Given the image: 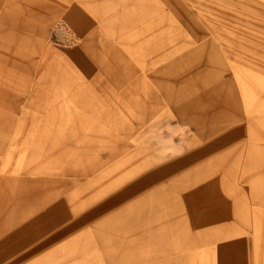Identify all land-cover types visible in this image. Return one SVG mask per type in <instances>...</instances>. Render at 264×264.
<instances>
[{
  "label": "rangeland",
  "instance_id": "rangeland-1",
  "mask_svg": "<svg viewBox=\"0 0 264 264\" xmlns=\"http://www.w3.org/2000/svg\"><path fill=\"white\" fill-rule=\"evenodd\" d=\"M144 2L137 7L133 0H0V73L3 74L0 75V171L3 172H0V264H54L51 256H45V247L30 257L15 261L18 255L48 234L52 229L49 223L53 220L48 218L46 208H32L16 218L15 215L29 200L32 184L46 182L51 174L63 175L51 169L58 165L57 162L73 160L82 145L77 137L82 135L79 131L83 127L84 131L95 130V136L103 140L110 137V145L114 146L125 143L130 137V132L124 129L129 119L126 111L119 107L122 100L105 99L101 85L82 67L75 50L84 54L116 91L123 90L136 76L147 78L148 82L140 85V93L132 92L131 100L144 94L150 105L157 95L163 107L173 114L175 107L169 100L172 96L188 103L190 97L205 92L204 97L198 99L197 112L207 124L213 116L221 118L228 111L234 114V109L225 104L224 96L234 104L237 101L244 116L238 120L244 132L237 141L222 147L218 141L210 142L211 151L191 165L190 175L166 186L159 196L174 197L170 209L177 207L178 213L187 220V226L176 233L185 239L197 238V242L185 246L164 244L157 254L153 246L144 245L146 233L141 235L133 225L124 224L128 218L122 220L115 215V226L112 220L106 224L111 227H107L110 233L101 234L104 236L100 240L102 248L96 245L89 250L94 264L113 263L119 256L129 253L144 256L149 250L158 258L129 263L118 260L115 264H230L234 261L264 264V109L255 110L251 101L255 96L254 102L257 97L264 105V0ZM141 13L143 20L139 18ZM60 22L61 32L56 37L55 27ZM44 30H48V38ZM205 41L204 55L195 57L193 64L196 65L192 67L190 56L176 64L174 79L178 80L171 79L174 81L172 89L165 85L169 83L167 77L171 78L169 72L167 77L164 72L159 73L161 85H153L150 75L154 70L167 66L197 44L203 46ZM220 82L225 84L221 92ZM207 91H211L209 96H206ZM212 91L217 93L214 95ZM107 110L109 122L103 121ZM134 112L141 115L140 110ZM248 114L250 119L245 117ZM253 119L255 124L250 126ZM191 124L186 119L154 116L148 121L142 140L150 138L156 145L155 155L165 161L167 153L181 155L190 145L199 144L191 142L189 145L184 141L185 134L193 132ZM61 143L72 145L71 156H66L69 151L64 155L60 153ZM100 148L104 149L105 143ZM101 152H87L86 159ZM126 153L127 150L111 161L126 157ZM53 157L58 160L53 161ZM136 163L113 166L111 179L105 175V180L97 185L95 199L86 200L81 208L85 210L113 194L114 200H121L98 219L119 212L130 199H139L144 190L134 192L128 187L148 166L131 170ZM20 167L30 172L15 171ZM87 180L75 182L72 179L74 186L48 204H61L62 207L72 203V190ZM58 225L60 223H56ZM96 236L87 233L90 245H95ZM113 244L116 245L111 248ZM177 256L179 258L175 259Z\"/></svg>",
  "mask_w": 264,
  "mask_h": 264
},
{
  "label": "bare ground",
  "instance_id": "bare-ground-1",
  "mask_svg": "<svg viewBox=\"0 0 264 264\" xmlns=\"http://www.w3.org/2000/svg\"><path fill=\"white\" fill-rule=\"evenodd\" d=\"M144 1L145 0H133L134 4H136V5H138L140 3L145 4ZM140 6L141 5H138L137 7H140ZM139 16H140L139 18H141V20L144 19V15L142 13ZM60 25H61V22L59 24H57V26L55 27L56 37H58L59 32H61L58 29L60 27ZM63 28H65V27H63ZM67 31H69V30H67ZM44 33H45L46 37L48 38L49 37L48 30H44ZM127 34H129V33H127ZM133 34H135V32H133ZM133 36H135V35H133ZM205 43H206V41L203 43V46L201 44H197L196 46L189 48V50L185 54H183L180 58L173 59V60H171V62L166 64L167 66L159 67L156 70H154L150 75L152 78L151 80H153V82H154L153 85H155V84L161 85V83H160L161 81L158 80V78H159L158 74L159 73L164 72L166 77H167V73L169 72V75H171V78L169 79L167 77L169 83H167L165 85L167 86V89L168 88L172 89V86H174V85H172V83L174 84V81H172L171 79H173L175 81L178 80L177 78L174 79L175 78L174 68L176 67V64H180L182 60L187 58V56H190L193 58V62H191L192 67L194 65H196V64H193L195 61V57L197 55H200V54L204 55ZM4 46H5V44H4ZM7 46H9V45H7ZM6 51H8V50H6ZM22 52H23V50H22ZM74 54H76L78 56L80 64L82 65L83 68L86 69V71H88L89 76L91 78H93V80L98 85H101V87H102L101 91L104 94L105 99H107V101L109 98L113 99V100H117V101L122 100L121 106H119V107H121L124 112L126 111L127 119H129V122H127L128 124L124 123V129L130 132V134H129L130 137L127 139V141L125 143L114 146V145H110V137H108V139L106 138L103 140L99 136H95V134H97L95 130H93V132H90L88 130L84 131V129H83L84 127L80 131L77 129L79 132H82V135H83V136L81 135V136L77 137V141H79L80 142L79 144L80 145L82 144V145H81L80 149H78V152H76L74 154L73 160L68 161V162H66V161H61L60 163L57 162L58 165L55 168L51 169L52 172L62 173L63 175L62 176H55L54 174H51V177L46 182H36V183L32 184L31 185L32 191L30 192V195L28 193L29 200L25 204L20 206L18 212L15 215V218H16V217H19L22 214H24V212L32 210V208H33V210H39V209L46 208L45 212H46V214L49 215L48 218H53L51 223H49L53 227L50 226V228H52V229L48 232V234L45 235L40 241L33 244L31 249H29V250L21 253L20 255H18L15 258V261L17 262V260L19 258L30 257L31 255H33V253H36L37 251H40V250H42L43 247H45V249H46L45 250V252H46L45 256H47V257L51 256V260H53L54 264H94V259L91 256L92 252H89V250H90V248H91V250H93L94 247L96 248V245L98 248H102V244L100 243V240H102V238L104 236L101 234H107L111 230L110 229L108 231L107 227H109V226L106 225L107 222L114 221V224L112 226H115V215L121 216L122 220L128 218L124 224H129V226L133 225L134 227H132V228H135L136 231H138L141 235H144L146 233L147 237L144 239L145 240L144 245L153 246V248L156 249L155 253H157V254H158L157 250L158 249L161 250V246H164V244L165 245H171V246H176L177 244L180 246H185V244L189 245L192 242H197V238H192L191 240L185 239V238H183V236H180L176 233L177 230L179 233L180 232L179 230H183L187 226V225L185 226V223H187V220L184 219V216L181 215V213H178L177 207H175V209L171 207V209H170V205H171L170 202L172 200H174L173 199L174 197H159V196L164 193V190H165L164 188H166V186H169L172 183H174L175 181H178L179 179L184 178V177H188V175H190L191 170H192L190 168L191 165L193 163H195L196 161L204 159L209 154V152L211 151L210 150L211 149V143L210 142H212L213 140L218 141L219 145H221V147H222L226 144H230L234 141H237V139L242 136V134L244 132V127L240 122H238V120L242 119L244 116L242 115V112L240 111V109H238V107H237V101L234 104L232 99H231V101H228L229 97L224 96L225 104H227L228 108L232 107V109H234V114L232 113V115H230L228 109H226V111H228V112L224 113L221 116V118L213 116L211 122L207 124L206 122H204V119L201 117L200 113L197 112L198 111V106H197L198 99L200 98V96L204 97L205 92L204 93L200 92L199 96L196 95L198 97H190L189 96L190 98L188 100V103H183L182 98H178V97L175 98L172 96L169 99L172 103L170 105L175 107V112H173V114H172L167 110V108L163 107V103L161 102L160 96L154 95L153 99H152L153 101L150 105L148 104V103H150L148 97L145 96L144 94H141L138 97L134 96V97H132L133 98L132 100L129 98L133 91L139 92V88H140V85L142 83L148 82L147 78H145L144 76H142V75L136 76L134 79H132L130 81V84L128 86L124 87L123 90L116 91L115 87L112 86V84L107 82L104 75L102 73H100V71L98 72L97 68L94 67L93 64H91L89 59L86 58V56L84 54H82L81 52H78L77 50L74 51ZM134 54H135V56H137L136 53H134ZM52 57H53V55H52ZM157 59H159L158 56L156 57V60ZM3 60H6V59H3ZM36 65H37V63H36ZM69 66H71V65H69ZM55 67H56V65H55ZM48 68H49V66H48ZM35 69H36V67H35ZM56 69H59V68H56ZM70 69H72V67ZM26 70H27V68H26ZM47 70L49 71V69H47ZM51 73H53V72H51ZM0 75H1V73H0ZM1 76H3V74ZM179 76L180 75H178V78H180ZM44 77H45V75H44ZM48 77H49V75H48ZM71 79H72V76H71ZM227 80H229V79H227ZM64 81H65V79H64ZM47 84H48V82H47ZM219 84L221 85V87H220V92H221L223 90V86L225 84H224V82H220ZM219 84H217V86H219ZM91 87H93V86H91ZM32 88L34 89V87H32ZM80 88H81V86H80ZM45 90H47V88ZM54 90H56V89H54ZM37 91H38V89H37ZM215 92L216 91H214V92L212 91V94H214ZM33 93H35V92H33ZM96 93H97V91H96ZM209 93H211V91L210 92L207 91L206 96H209L208 95ZM81 94H82V91H81ZM180 95L186 97L184 94H180ZM99 97H100V95H99ZM254 97L255 96H253V99H251V101L254 105V109L258 110L261 108L263 110L264 105H262L261 103L258 102L257 97H256V100L254 102ZM38 99H39V97H38ZM173 99H177V101H175ZM195 99H197V102H195ZM114 110L116 111V108H114ZM135 110H140L141 115L137 116L134 112ZM43 111H42V113H43ZM157 113H159V114H157ZM66 114L68 116V113H66ZM120 114H123V113H120ZM54 115H56V114H54ZM61 115H62V113H61ZM104 115H105V117H103V121L105 120L106 122H109L108 110L106 111V113ZM111 115H112V117L114 116L113 114H111ZM63 116H64V114H63ZM79 116H80V114H79ZM154 116H156V118H158V117H172V118L176 117L178 119H182V120L186 119L188 121H191L192 122L191 128L193 129V132L192 133L191 132L186 133L185 134L186 137L184 138V141L186 142V144H189V145L191 142L199 143V144L198 145L194 144V146L188 145L189 150L186 153L181 154V155L176 154V153H174V154L173 153H171V154L167 153L166 156H164V157H166V160L162 161L161 160L162 157L158 158V156L155 155L157 150L155 148L156 145L154 144V142H152L150 138H144L142 140V138L145 136L144 132L147 130L148 121H151V118H153ZM52 117H53V115H52ZM87 117H89V116H87ZM125 117H126V115H125ZM245 117L250 119L249 114L246 115ZM55 119H56V117H55ZM79 119H81V117ZM63 120H65V119H63ZM256 121H258V120L256 119ZM61 122H62V120H61ZM64 122H66V121H64ZM235 122H237V124H233ZM86 124L87 123L85 122V125ZM152 124H154V122ZM230 124H232V125H230ZM253 124H255L254 119L250 120L249 125L252 126ZM57 128H59V126ZM62 129H64V128H62ZM69 129L73 130V128L72 129L69 128ZM98 130H99V128H98ZM64 131L67 132L66 130H64ZM64 131L61 130L62 133ZM87 132H88V134H86ZM51 133H53V132H51ZM69 135H71L70 132H69ZM87 135H89V138H86ZM58 137H60V136H58ZM53 138L55 139V137H53ZM61 138H63V137H61ZM68 139H71V138H68ZM201 140H202V142H201ZM62 141L65 142V140H62ZM174 141H176V140H174ZM180 141H182V139H180ZM73 142H76V140H74ZM43 143L46 144V141H44ZM102 143H105L104 149L100 148ZM49 144H51V142ZM37 145L39 146V144H37ZM40 145H42V144H40ZM42 146L44 147V145H42ZM71 146L72 145H68L67 143H63L62 146H60L59 151H62L60 153L61 154L63 153V155H64V152L66 153L69 151L70 154H68L66 156H69V155L71 156V151H70L72 149ZM55 147H57L56 144H55ZM73 149H76L75 146ZM126 150H127V153H126L127 156L126 157L125 156L121 157L120 159L112 162L113 158L117 157L119 154H121L122 152H124ZM42 151H39V153L40 152L43 153ZM50 151H51V149H50ZM100 151H102V152L96 154L93 158L86 159L87 152L94 153V152H100ZM52 156H54V155H52ZM66 156H64V157H66ZM133 158H135V161L137 163L132 167L131 170H133V169L138 170V169H141L143 166H148V168H146L145 171L142 172V174H140L135 181L130 183L128 188L132 189L134 192H143V190H144L143 195L140 196L139 199H130L127 202V204H125L121 207L119 212H116L115 214H112V215H109V216H106L103 218L97 219V217H99L100 215L111 210L112 207H114L115 202L118 203V201H121V200H114V194L111 195L110 197L106 198V200H104V201H100V202L95 203V204L92 203L91 206H89L88 208L83 210L81 207L84 206V203H86V200L95 199V194H94L95 190H97L98 183L101 180H105L104 176L108 175L109 180L111 179L112 167L115 165H120V163H125V164L127 162L135 163V161H133ZM55 159H57V157H55L53 161H55ZM63 159L64 158H62L61 160H63ZM43 162L44 161H42V163ZM32 163H33V161L31 162V164ZM55 164H56V162H55ZM43 166H44V164H43ZM17 170L18 171L19 170L20 171L25 170L26 172H30L29 169H23L21 167L15 169V171H17ZM0 172H2V171H0ZM85 178L88 179L87 182H85V183L80 182L79 185L72 190L71 195L74 196L71 199L72 203H66L62 207H61V204H58L57 206H54V204H48L55 197L62 194L64 192V190H67L70 187L74 186L73 184H71L72 179H75V182H76L79 179H85ZM90 192H92V193H90ZM97 195H98V193H97ZM79 196H81L80 199H79ZM157 197H159V198H157ZM46 204H48V205H46ZM56 223H60V225L56 226ZM87 223H89V224H87ZM82 224H87V225H85V226L83 225L84 227L82 226V228L80 229L79 232H77L75 234H71L76 229H79ZM109 228H111V227H109ZM180 228H182V229H180ZM89 232H91L93 234H97L95 245H94V243L92 245H90V243H88L87 233H89ZM160 239L163 242H161ZM115 245L116 244H113V246H111V248L115 247ZM100 250H102V249H100ZM178 256L180 258L183 257L180 254ZM178 256L175 259L179 258ZM145 258H147V259L153 258L154 259V258H158V257H154L152 254H150V250H149L147 253H145L144 256L132 255L130 253L129 254H123L122 256H119L117 260L113 261V263H109V264H115V263H118L119 261L121 263H124V262L129 263V262H133V261H142V260H145ZM226 260L227 259H225L223 261L225 262ZM152 264H154V262H152ZM230 264H239V263H236L234 261L233 263L231 262Z\"/></svg>",
  "mask_w": 264,
  "mask_h": 264
}]
</instances>
